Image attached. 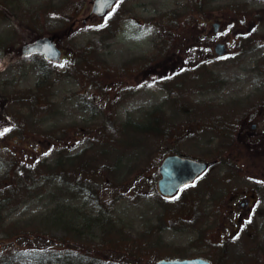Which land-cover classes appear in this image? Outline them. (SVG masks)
I'll list each match as a JSON object with an SVG mask.
<instances>
[{
    "label": "rangeland",
    "instance_id": "1",
    "mask_svg": "<svg viewBox=\"0 0 264 264\" xmlns=\"http://www.w3.org/2000/svg\"><path fill=\"white\" fill-rule=\"evenodd\" d=\"M193 1L125 0L107 21L91 14L93 0H0V135L11 130L7 142H0V178L12 170L14 158L52 166L46 190L27 193L19 206L5 210L0 239L12 234L9 226L38 232L51 222L41 218L66 213L71 225H61L51 237L58 239L59 250L66 243L88 255L78 264H155L162 258L195 257L220 264L216 244L227 232V240L233 238L227 264H264V250L256 247L264 245V202L255 210V224L244 232L247 205L237 207L244 219L234 225L230 199L233 192H246L251 180L264 179V21L256 22L246 52L233 43L218 67L186 73L163 87L156 83L176 69L169 66L170 52H161L166 46L160 38L172 39L178 52L186 35L202 31L204 17L252 20L264 1L207 0L205 11L204 0L197 1L198 8ZM113 25L118 35L108 34ZM44 33H52L66 54L89 53L88 66L98 72L102 91L85 85L90 80L85 70L70 72L69 65L63 71L44 65L41 56L21 55L25 43ZM34 93L42 97L35 108L26 100ZM85 103L98 107L95 114L85 111ZM153 114L151 128L139 126ZM129 119L138 126L122 131L120 125ZM210 120L218 121L215 126L224 133L212 130ZM164 126L168 134L161 132ZM63 130L65 140L59 139ZM105 148L114 152L106 157ZM63 152L72 159L65 174L69 185L64 170L53 172L57 163L66 167L58 156ZM169 154L216 160L202 181L180 191L174 202L157 190L159 164ZM226 155L234 162L224 163ZM81 170L87 177L77 181V188L73 180L84 178L78 176ZM93 219L99 220L89 223ZM75 227L87 236L74 232Z\"/></svg>",
    "mask_w": 264,
    "mask_h": 264
},
{
    "label": "trees",
    "instance_id": "2",
    "mask_svg": "<svg viewBox=\"0 0 264 264\" xmlns=\"http://www.w3.org/2000/svg\"><path fill=\"white\" fill-rule=\"evenodd\" d=\"M78 1V0H77ZM198 0L193 1L192 4H195L198 8L197 4ZM264 1V0H263ZM207 2V0H206ZM205 2V3H206ZM1 3V2H0ZM4 3V2H3ZM73 4V3H72ZM78 10H80L84 3L83 1L79 4L77 3ZM3 8H5L3 5H1ZM118 8V7H117ZM117 8L111 12V14L108 16L107 21H109L114 14H116ZM206 9V5L204 8V11ZM6 10V9H5ZM76 10V9H75ZM7 13V10H6ZM247 17L244 16L241 18V20H245ZM252 20L249 19L250 22H253L256 24L264 21V9H257L252 13ZM248 20V19H247ZM112 23V22H111ZM111 24H108L107 26H104L102 28L108 29V27ZM111 31L108 32L109 35L111 34H117L118 29H114V25L109 29ZM37 32V31H36ZM39 33H42L41 31ZM36 37L39 36V34H35ZM118 35V34H117ZM35 37V38H36ZM111 38V37H110ZM163 39V38H162ZM85 50V49H84ZM89 53H84L83 49L78 51L76 50L75 53H67L65 61L60 64L59 66H55L58 69L63 68V71H66V69L69 67V65H72L69 68L70 72L75 71L76 69H82L85 70V79H90L88 84H85L86 86H90V88H98L99 90L102 91V87L100 86V82L97 80L96 76L98 72L92 67L88 66L90 64L89 62ZM78 60L81 62L79 63ZM41 62L44 63V65H47L49 62L40 59ZM86 67H85V66ZM46 70V68H43V72ZM38 84L43 88V82L39 81ZM42 84V85H41ZM83 86V85H82ZM27 102L29 103L30 106L35 108L36 106L39 107L42 101V97H39L38 93L32 94L30 97H28ZM83 106L86 107L85 111H91L94 113L98 107L96 105H92L90 103H85ZM95 114V113H94ZM154 114L150 117L145 118L142 120L139 124V126H145V130L151 128V122H152V117ZM130 119L126 120L124 123L120 125L121 130L126 131L128 127H133V126H138V123H130ZM210 125L212 130L219 131L221 134L224 133L222 128H217L215 125H217L216 122L210 120ZM214 124V125H213ZM24 132L25 130L22 129ZM11 131V130H10ZM9 129H6L5 132H2L3 135H0V142H7L9 139L10 135L9 134ZM65 135L59 136V139L65 140V136L67 132L65 130L62 131ZM161 132L163 134H167V128L164 126V128L161 127ZM226 132V131H225ZM6 135V136H4ZM229 139L231 137L229 136ZM2 148H0L1 150ZM106 149V148H105ZM38 150V149H37ZM107 150V149H106ZM85 151H81L78 153V156L83 154ZM114 151H108L104 153V155L107 157L111 155ZM58 156L61 157V160L66 162V167H62L61 164L57 163L55 166L53 165V172L56 173L58 172V169H62L64 171H61V174L63 177L66 179L65 184L69 185L68 181V176L65 175L69 169V165H71V160L67 158V153H61L58 154ZM227 158L224 160V163H232L234 162L232 160V157L230 155H226ZM47 161H44V165H37L40 163V160L37 161L35 164L32 165H27L26 163L22 162L19 163L15 158L14 160L10 163V168L8 171L0 178V226L4 225L7 221L6 217H3V214L7 208H11L14 205L17 207L21 204L22 200L24 199V196L26 197L28 194L27 193H34L36 190H46L48 186H50L51 181H52V176L47 169H50L51 164L45 165ZM18 163V165H16ZM83 166H86L88 161H83ZM37 165V166H36ZM24 166V167H23ZM113 172H115V167H111ZM83 170V169H82ZM81 173L78 174V176L84 177L82 179H77L75 178L74 184L77 188H79V183H82L83 181H86V173ZM71 178H69L70 180ZM85 179V180H83ZM10 181V182H9ZM43 182V184H41ZM42 215H47L42 214ZM51 216H46L44 218H41L42 221L44 220H51L49 224L46 226H43L41 228L34 231V232H26L25 228L18 227L17 225L9 226L10 231L12 234H8L5 238L2 237L0 239V264H17L19 261H24L28 260L29 262H34L36 264H78L81 262L83 259H86L88 255H83L81 253H77L75 249L71 250V244L67 245L64 243V249L59 250L58 249V242L55 238H52L51 236L53 235V231L56 230L57 228L61 229V225H65L67 228L68 226L71 225V221H65L64 218H68L71 220L68 214L63 213L62 216L58 213H52L49 214ZM63 217V219H61ZM73 220V219H72ZM99 219H93L90 220L89 223L93 221H98ZM88 221V220H87ZM79 222V221H78ZM74 225V224H73ZM88 227V224L86 225ZM21 232L17 233L18 230H21ZM70 229V228H69ZM74 232H79L80 235L85 238L87 236V232L83 229L77 230V227L73 228ZM68 230V229H67ZM63 240L61 239V242ZM21 264V263H20Z\"/></svg>",
    "mask_w": 264,
    "mask_h": 264
},
{
    "label": "flooded vegetation",
    "instance_id": "3",
    "mask_svg": "<svg viewBox=\"0 0 264 264\" xmlns=\"http://www.w3.org/2000/svg\"><path fill=\"white\" fill-rule=\"evenodd\" d=\"M244 23L243 21L226 20L213 15L204 17L200 20V30L202 31L198 32L197 36L186 35V41L180 43V50L178 52L174 50L170 53L169 66L180 69L184 67L193 69L196 67L199 72L200 70H204L206 66L216 65L218 63L215 62L218 60V57L214 53L216 43L224 42L229 46L232 42L237 43L241 38L248 39L247 36L251 33L253 26L252 24L245 25ZM212 27L213 29H211ZM208 32L210 33L207 34ZM178 62L180 63L177 64ZM250 182H253V184L247 186L246 192H236V195L233 192V195L230 196V199L235 204H232L234 216L231 219L235 220L234 225L238 224V219H244L240 217L242 213L237 212V207L244 204L247 205L245 207V210H247L245 214L248 215V218L246 219V224L243 222V225H246L244 232L247 230L249 232L250 227L255 224L252 221L253 216L256 214L255 210L258 208V204L264 202V179H254ZM227 229L228 231L235 230V228L230 227L225 228V230ZM227 234L228 232L224 240L222 239L221 242L219 241L216 244V257L220 264H227L230 257L227 249H230L232 243L228 244L230 237L227 240ZM256 247H261V251L264 250L262 243H259ZM212 264L215 263L212 262Z\"/></svg>",
    "mask_w": 264,
    "mask_h": 264
},
{
    "label": "water",
    "instance_id": "4",
    "mask_svg": "<svg viewBox=\"0 0 264 264\" xmlns=\"http://www.w3.org/2000/svg\"><path fill=\"white\" fill-rule=\"evenodd\" d=\"M119 0H93L92 13L98 17H104ZM224 49L219 47L218 53L223 54ZM24 56L33 54H43L48 60L59 61L62 56L52 37L44 36L26 43L21 48ZM212 163L200 162L189 158L179 156H169L163 160L159 166L161 179L159 180V189L163 196H174L185 185L193 182L202 174ZM157 264H210V262L201 258L197 259H163Z\"/></svg>",
    "mask_w": 264,
    "mask_h": 264
}]
</instances>
